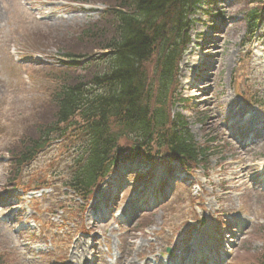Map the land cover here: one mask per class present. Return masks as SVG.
I'll use <instances>...</instances> for the list:
<instances>
[{
  "label": "rangeland",
  "instance_id": "obj_1",
  "mask_svg": "<svg viewBox=\"0 0 264 264\" xmlns=\"http://www.w3.org/2000/svg\"><path fill=\"white\" fill-rule=\"evenodd\" d=\"M128 1L0 0V264H88L87 259L93 264H168L166 249L175 254L193 244V237L211 246L229 231L233 245L220 264H258L264 253V136L247 148L230 137V131L243 136L249 129L234 123L241 107L256 109L252 126L264 132V33L248 27L246 0L206 2L192 16L191 41L169 103V113L181 114L194 141L209 149L207 165L191 178L175 179L182 169L178 163L154 170L155 165L137 159L97 190V205L107 208L92 219L65 186L85 141L84 133L69 126L66 137L51 142L19 175L12 174L13 144L22 134L34 133L33 123L52 108L54 70H73L63 63V51L77 44L75 33L96 22L105 25L108 19L101 16L108 6ZM106 65L103 60L101 71ZM148 70L152 77V65ZM121 144L132 147L124 139ZM152 154L158 166L168 160L157 147ZM43 184L41 197L25 199L22 189ZM173 184L166 203L131 225L121 227L114 218L104 222L112 207L133 213V191L150 207L157 200L154 194ZM238 218L243 220L240 231L234 225ZM92 222L104 227L91 230L90 237L78 235ZM188 258L195 261L199 253Z\"/></svg>",
  "mask_w": 264,
  "mask_h": 264
},
{
  "label": "trees",
  "instance_id": "obj_2",
  "mask_svg": "<svg viewBox=\"0 0 264 264\" xmlns=\"http://www.w3.org/2000/svg\"><path fill=\"white\" fill-rule=\"evenodd\" d=\"M203 1L129 0L109 6L105 25L93 23L75 33L77 44L69 45L63 58L72 67L86 63L80 70H54L52 108L33 123L34 133L22 134L13 144L12 174L19 175L51 142L66 137L67 126L84 133L85 141L65 186L86 201L121 162L142 156L154 161L153 147L167 159L206 162L208 149L195 143L181 114L169 113L190 41L189 17ZM246 5H253L248 27L264 33V0H246ZM103 60L107 65L101 71ZM258 264H264V253Z\"/></svg>",
  "mask_w": 264,
  "mask_h": 264
},
{
  "label": "bare ground",
  "instance_id": "obj_3",
  "mask_svg": "<svg viewBox=\"0 0 264 264\" xmlns=\"http://www.w3.org/2000/svg\"><path fill=\"white\" fill-rule=\"evenodd\" d=\"M245 107H241V108H239V109H237V111H239V113H241L242 112V110L241 109H244ZM214 119V123H215V118H213ZM240 119V118H239ZM253 119V118H252ZM252 119H250V121L252 122ZM250 121H248V122H250ZM239 122V121H238ZM250 122V123H251ZM217 123V122H216ZM240 123V122H239ZM250 123H249V125H248V127L250 128ZM175 261H177V260H175ZM173 258H171V263L173 264ZM213 262V261H212Z\"/></svg>",
  "mask_w": 264,
  "mask_h": 264
}]
</instances>
